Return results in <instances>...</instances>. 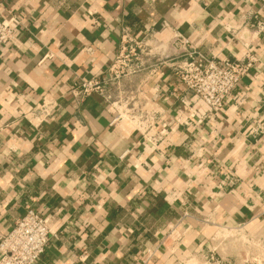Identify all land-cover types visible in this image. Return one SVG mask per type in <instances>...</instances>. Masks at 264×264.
<instances>
[{"label": "crops", "instance_id": "0c3cea01", "mask_svg": "<svg viewBox=\"0 0 264 264\" xmlns=\"http://www.w3.org/2000/svg\"><path fill=\"white\" fill-rule=\"evenodd\" d=\"M12 15L18 40L0 49V234L28 209L47 216L35 264H175L221 227L264 236V0H0V19ZM124 31L163 43L181 34L206 57L257 61L218 111L169 69L124 81L143 87L167 131L155 147L113 122L103 95L72 93L107 75ZM44 97L58 98L54 113L27 119ZM174 227L175 253L161 244Z\"/></svg>", "mask_w": 264, "mask_h": 264}, {"label": "built area", "instance_id": "2783aa9c", "mask_svg": "<svg viewBox=\"0 0 264 264\" xmlns=\"http://www.w3.org/2000/svg\"><path fill=\"white\" fill-rule=\"evenodd\" d=\"M20 24L21 21L15 15L0 19V49L9 43H16ZM259 26L264 27V23H259ZM256 61V56L249 51L242 59L206 57L181 34H175L169 43H163L149 37V33L137 37L124 31L107 75L81 79L73 85L72 93L79 101L93 93L103 95L116 110L113 122L130 121L145 139L157 147L165 139L167 131L158 129L157 121H153L150 111L144 108L142 102L145 99L148 101V98L143 96V87H124V81L144 72L150 76L157 73L164 75V70L169 69L205 105L212 111H218ZM110 86L116 89V96L110 92ZM57 106L58 98L44 97L24 115L27 119L39 118L43 122L54 113ZM223 185L221 183L219 187L223 189ZM50 234L49 218L34 209H28L7 234H0V264H35L45 252ZM180 235L174 227L161 244L171 242L168 247L175 253ZM220 239L223 247V241L230 240L231 245L243 251V264H264V236H254L242 225L221 227L220 232L205 241L199 249L178 256L175 264H232L223 256V247L217 243Z\"/></svg>", "mask_w": 264, "mask_h": 264}]
</instances>
